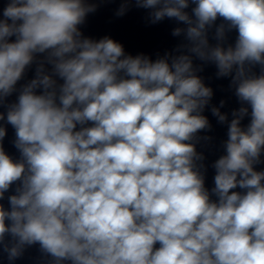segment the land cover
Wrapping results in <instances>:
<instances>
[{
  "label": "clouds",
  "instance_id": "1",
  "mask_svg": "<svg viewBox=\"0 0 264 264\" xmlns=\"http://www.w3.org/2000/svg\"><path fill=\"white\" fill-rule=\"evenodd\" d=\"M105 2L0 9V259L38 246L37 264H264V0H120L117 17L134 5L183 25L155 60L84 35ZM209 64L240 105L230 120L225 100L210 107L227 124L211 189Z\"/></svg>",
  "mask_w": 264,
  "mask_h": 264
}]
</instances>
